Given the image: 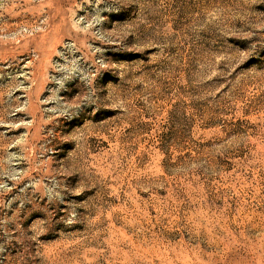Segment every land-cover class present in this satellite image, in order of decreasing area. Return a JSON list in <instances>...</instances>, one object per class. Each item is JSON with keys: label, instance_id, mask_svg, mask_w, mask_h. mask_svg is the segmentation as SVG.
<instances>
[{"label": "rangeland", "instance_id": "374dc122", "mask_svg": "<svg viewBox=\"0 0 264 264\" xmlns=\"http://www.w3.org/2000/svg\"><path fill=\"white\" fill-rule=\"evenodd\" d=\"M0 264H264V0H0Z\"/></svg>", "mask_w": 264, "mask_h": 264}]
</instances>
